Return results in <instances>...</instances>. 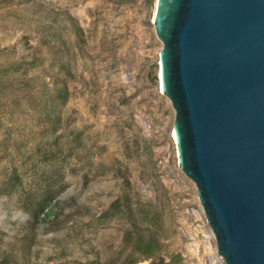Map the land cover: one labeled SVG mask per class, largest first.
I'll return each instance as SVG.
<instances>
[{
	"label": "rangeland",
	"instance_id": "374dc122",
	"mask_svg": "<svg viewBox=\"0 0 264 264\" xmlns=\"http://www.w3.org/2000/svg\"><path fill=\"white\" fill-rule=\"evenodd\" d=\"M154 2L0 0V264H121L128 203L161 244L139 264H226L179 166ZM12 64L24 67L3 76ZM49 186L51 217L21 241V197Z\"/></svg>",
	"mask_w": 264,
	"mask_h": 264
},
{
	"label": "water",
	"instance_id": "95a60500",
	"mask_svg": "<svg viewBox=\"0 0 264 264\" xmlns=\"http://www.w3.org/2000/svg\"><path fill=\"white\" fill-rule=\"evenodd\" d=\"M179 166L226 264H264V0H155Z\"/></svg>",
	"mask_w": 264,
	"mask_h": 264
},
{
	"label": "trees",
	"instance_id": "16d2710c",
	"mask_svg": "<svg viewBox=\"0 0 264 264\" xmlns=\"http://www.w3.org/2000/svg\"><path fill=\"white\" fill-rule=\"evenodd\" d=\"M23 65L16 66V65H10L4 69L1 70V73L3 76H12L14 74L20 73L21 69L23 68ZM2 81L0 80V92L2 93ZM9 86V85H8ZM9 87L7 90H10ZM46 90L50 89V84H45ZM60 92V95L57 96H51L50 99L54 101H62V104H65L68 101L69 98V92L68 89L66 90H53V92ZM49 155H54V153L47 152ZM17 179L18 175L14 174ZM51 186V185H50ZM47 187L46 190H43L41 194H25L21 197L22 202L24 203L25 211L30 216V221L28 223V227L26 228V235L24 238L21 239V241H33L35 239V231L38 229V227L46 221L48 218L51 217L52 212L54 210V207L52 206V194H51V187ZM116 207V206H115ZM118 211L122 210L123 212H127V217L131 220V226L133 227V230H128L124 236V242L131 243L133 246V251L136 255H140V257H136L133 254L129 255L123 263L121 264H139L141 260H153L157 253L160 250L161 244L159 242V238L157 236V228L154 220L150 219L149 228H141L139 224L136 222V211L133 210L132 206L128 203L125 205H121L118 208ZM155 227V229H154ZM0 234L1 231H0ZM33 246V245H31ZM6 257L4 258L3 262L1 264H7L6 263ZM152 264H165L164 260H160V262H152Z\"/></svg>",
	"mask_w": 264,
	"mask_h": 264
},
{
	"label": "bare ground",
	"instance_id": "6f19581e",
	"mask_svg": "<svg viewBox=\"0 0 264 264\" xmlns=\"http://www.w3.org/2000/svg\"><path fill=\"white\" fill-rule=\"evenodd\" d=\"M159 75V74H158ZM160 82H161V80H160ZM161 88H162V91L164 90V88H163V86H162V84H161Z\"/></svg>",
	"mask_w": 264,
	"mask_h": 264
}]
</instances>
